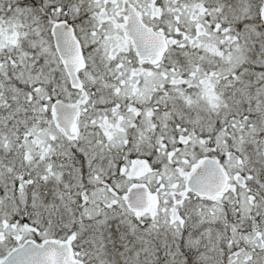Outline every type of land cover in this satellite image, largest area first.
<instances>
[{"label":"snow or ice","instance_id":"6c2138e0","mask_svg":"<svg viewBox=\"0 0 264 264\" xmlns=\"http://www.w3.org/2000/svg\"><path fill=\"white\" fill-rule=\"evenodd\" d=\"M0 264H264V0H0Z\"/></svg>","mask_w":264,"mask_h":264}]
</instances>
